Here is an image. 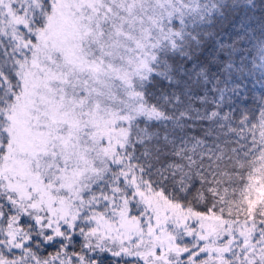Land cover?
Returning a JSON list of instances; mask_svg holds the SVG:
<instances>
[{
	"label": "snow or ice",
	"instance_id": "snow-or-ice-1",
	"mask_svg": "<svg viewBox=\"0 0 264 264\" xmlns=\"http://www.w3.org/2000/svg\"><path fill=\"white\" fill-rule=\"evenodd\" d=\"M0 264H264V0H0Z\"/></svg>",
	"mask_w": 264,
	"mask_h": 264
}]
</instances>
